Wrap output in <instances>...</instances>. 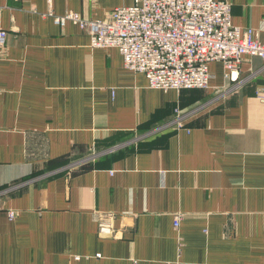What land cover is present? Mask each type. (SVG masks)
Listing matches in <instances>:
<instances>
[{
	"label": "crops",
	"instance_id": "0c3cea01",
	"mask_svg": "<svg viewBox=\"0 0 264 264\" xmlns=\"http://www.w3.org/2000/svg\"><path fill=\"white\" fill-rule=\"evenodd\" d=\"M230 1L264 40V0ZM134 2L0 0V264H264V60L165 91L47 14Z\"/></svg>",
	"mask_w": 264,
	"mask_h": 264
},
{
	"label": "built area",
	"instance_id": "2783aa9c",
	"mask_svg": "<svg viewBox=\"0 0 264 264\" xmlns=\"http://www.w3.org/2000/svg\"><path fill=\"white\" fill-rule=\"evenodd\" d=\"M57 23L72 20L90 34V46L117 48L124 67L142 72L148 86L169 89L208 88L212 62H221L225 77L240 80L245 55L264 60V40L259 30L232 22L230 0H135L110 11L105 19L89 20L69 10L65 14L47 13ZM8 31L0 29V52ZM174 122L183 127L182 112L176 109ZM16 210H8L10 219ZM181 213L174 217L179 228ZM102 234H113L112 225L99 221Z\"/></svg>",
	"mask_w": 264,
	"mask_h": 264
}]
</instances>
